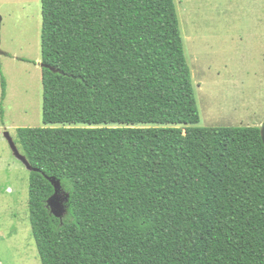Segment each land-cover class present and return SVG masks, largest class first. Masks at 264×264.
<instances>
[{
  "label": "trees",
  "instance_id": "16d2710c",
  "mask_svg": "<svg viewBox=\"0 0 264 264\" xmlns=\"http://www.w3.org/2000/svg\"><path fill=\"white\" fill-rule=\"evenodd\" d=\"M41 1L50 127L18 128L17 143L42 264H264L261 129L194 127L175 0ZM0 79L4 125L1 61Z\"/></svg>",
  "mask_w": 264,
  "mask_h": 264
},
{
  "label": "rangeland",
  "instance_id": "374dc122",
  "mask_svg": "<svg viewBox=\"0 0 264 264\" xmlns=\"http://www.w3.org/2000/svg\"><path fill=\"white\" fill-rule=\"evenodd\" d=\"M175 3L201 117L194 127L261 128L264 0L250 6L248 0H190L188 13L189 0ZM0 16V61L8 91L4 125L0 119V264H42L30 223L32 169L17 143L18 128L50 127L43 122L42 1L0 0ZM30 74L32 94L23 90L30 86ZM1 94L0 79V103ZM51 181L56 194L48 208L63 220L69 195L59 181Z\"/></svg>",
  "mask_w": 264,
  "mask_h": 264
},
{
  "label": "bare ground",
  "instance_id": "6f19581e",
  "mask_svg": "<svg viewBox=\"0 0 264 264\" xmlns=\"http://www.w3.org/2000/svg\"><path fill=\"white\" fill-rule=\"evenodd\" d=\"M26 30V29H25ZM25 32V31H24ZM27 33V32H26ZM28 33H29V31H28ZM27 35V34H26ZM29 35H31V33L29 34ZM23 36H24V34H23ZM22 36V37H23ZM25 38V37H24ZM22 39V38H21ZM25 47V46H24ZM30 48V47H29ZM28 50V49H27ZM29 51V50H28ZM27 74V73H26ZM24 78V77H23ZM26 78V77H25ZM28 79H29V84H30V86H28V87H26L25 89H23V90H28L29 92H31V94L33 93V90H32V83L30 82L31 80H32V76H31V74H30V76H28ZM23 81H24V79H23ZM31 89V90H30Z\"/></svg>",
  "mask_w": 264,
  "mask_h": 264
},
{
  "label": "crops",
  "instance_id": "0c3cea01",
  "mask_svg": "<svg viewBox=\"0 0 264 264\" xmlns=\"http://www.w3.org/2000/svg\"><path fill=\"white\" fill-rule=\"evenodd\" d=\"M248 4H249V6L250 5H254V0H248ZM263 6H264V3H263ZM189 10H191V8H190V0H189V3L187 4V9H186V13H188V12H190ZM249 10H250V8H249ZM192 21H194V18L192 19ZM263 37H264V35H263ZM264 42V41H263ZM263 118H264V112H263ZM264 120V119H263ZM261 124H259V126H260Z\"/></svg>",
  "mask_w": 264,
  "mask_h": 264
},
{
  "label": "water",
  "instance_id": "95a60500",
  "mask_svg": "<svg viewBox=\"0 0 264 264\" xmlns=\"http://www.w3.org/2000/svg\"><path fill=\"white\" fill-rule=\"evenodd\" d=\"M1 23H2V18L0 16V30H1ZM261 135H262V138H263V141H264V124L263 126H261ZM55 186V185H54ZM56 188V187H55ZM52 200V199H51Z\"/></svg>",
  "mask_w": 264,
  "mask_h": 264
}]
</instances>
